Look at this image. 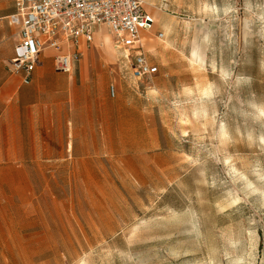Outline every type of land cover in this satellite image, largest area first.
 I'll return each instance as SVG.
<instances>
[{
  "label": "rangeland",
  "instance_id": "374dc122",
  "mask_svg": "<svg viewBox=\"0 0 264 264\" xmlns=\"http://www.w3.org/2000/svg\"><path fill=\"white\" fill-rule=\"evenodd\" d=\"M141 1L156 74L133 80L95 34L54 113L66 132L22 117L0 159V264H264V0Z\"/></svg>",
  "mask_w": 264,
  "mask_h": 264
},
{
  "label": "built area",
  "instance_id": "2783aa9c",
  "mask_svg": "<svg viewBox=\"0 0 264 264\" xmlns=\"http://www.w3.org/2000/svg\"><path fill=\"white\" fill-rule=\"evenodd\" d=\"M8 17L17 32L7 68L20 76L23 85L32 82L45 49L52 52L56 72L70 73L74 61L91 46L95 28L100 25L111 32L113 47L129 61L133 80L159 71L144 51L143 33L151 30L154 17L141 0H15ZM156 36L162 38L164 34L159 31ZM108 90L114 96L116 83Z\"/></svg>",
  "mask_w": 264,
  "mask_h": 264
},
{
  "label": "crops",
  "instance_id": "0c3cea01",
  "mask_svg": "<svg viewBox=\"0 0 264 264\" xmlns=\"http://www.w3.org/2000/svg\"><path fill=\"white\" fill-rule=\"evenodd\" d=\"M15 41L11 43L8 55L0 60V159H16L19 156L17 151L21 149L18 142L22 117L28 119L29 126H42L44 121L52 123L53 132L63 134L66 130L60 128V120L54 113L57 108L64 111L66 104H68L67 111L70 112L69 80L73 69L70 73L56 72L52 67V52L45 49L39 56L32 82L23 85L20 82V76L11 73L7 68V62L13 55ZM42 55L50 60L49 65L44 64ZM62 126L65 128V125ZM35 133L39 131L36 130ZM35 149L38 150L39 147L36 146ZM54 150L64 151L65 149L58 146L54 147Z\"/></svg>",
  "mask_w": 264,
  "mask_h": 264
},
{
  "label": "bare ground",
  "instance_id": "6f19581e",
  "mask_svg": "<svg viewBox=\"0 0 264 264\" xmlns=\"http://www.w3.org/2000/svg\"><path fill=\"white\" fill-rule=\"evenodd\" d=\"M100 27H102V25H100ZM95 34H96V37L98 39V43L96 45V50L98 52L104 51V52L108 53L109 55L110 54L113 55V45L110 44L112 42V40L110 39V36L106 33L101 35L97 32V30H96ZM100 43H103V45H105V47H101Z\"/></svg>",
  "mask_w": 264,
  "mask_h": 264
}]
</instances>
